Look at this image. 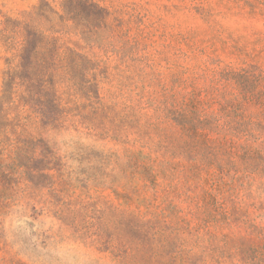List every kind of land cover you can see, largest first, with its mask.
I'll list each match as a JSON object with an SVG mask.
<instances>
[{
	"label": "rangeland",
	"instance_id": "obj_1",
	"mask_svg": "<svg viewBox=\"0 0 264 264\" xmlns=\"http://www.w3.org/2000/svg\"><path fill=\"white\" fill-rule=\"evenodd\" d=\"M89 1L0 101V264H264V0ZM63 2L0 0V98Z\"/></svg>",
	"mask_w": 264,
	"mask_h": 264
},
{
	"label": "trees",
	"instance_id": "obj_2",
	"mask_svg": "<svg viewBox=\"0 0 264 264\" xmlns=\"http://www.w3.org/2000/svg\"><path fill=\"white\" fill-rule=\"evenodd\" d=\"M73 4L81 5L82 7L103 14V10L93 5L89 0H65L55 12L49 6L46 8L38 7L29 14H25L21 21H7L2 31L4 52L7 59L4 62V71L2 74V90L0 101L7 95L8 90L22 87L20 77L28 71H37L43 69L47 59H52L53 62L61 63L65 61L61 57H67L70 51L64 48L66 43V29L62 31L59 24L64 22L63 17L66 9ZM33 60L40 62L41 66H27L23 64V60ZM48 72H45V74ZM48 79L40 77L39 81L44 82ZM54 78L50 79L53 81ZM25 84L24 81H22ZM35 84L36 82L33 81ZM260 236L262 234H259ZM237 250H242L238 248Z\"/></svg>",
	"mask_w": 264,
	"mask_h": 264
}]
</instances>
